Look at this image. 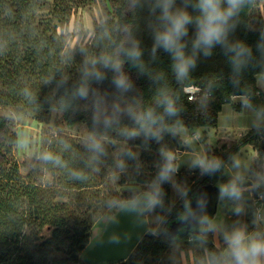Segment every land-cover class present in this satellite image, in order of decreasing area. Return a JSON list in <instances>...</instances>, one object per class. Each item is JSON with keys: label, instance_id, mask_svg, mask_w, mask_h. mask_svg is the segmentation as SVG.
<instances>
[{"label": "trees", "instance_id": "16d2710c", "mask_svg": "<svg viewBox=\"0 0 264 264\" xmlns=\"http://www.w3.org/2000/svg\"><path fill=\"white\" fill-rule=\"evenodd\" d=\"M89 1L0 0V264H85L83 255L93 237V218L121 202L139 201L138 193L120 192L119 187L125 185L129 174L138 183L149 182L145 172L158 181L164 163L160 155L142 151L136 157L133 149H127L118 164L115 147L109 145L111 139H128L132 148L147 147L146 141L151 139L150 148L159 152L161 147L155 144L158 133L178 127L217 128L223 106L235 97L247 98L264 116V92L257 85V76L264 75V27L252 25L258 0H244L229 21L223 45L214 46L208 56L197 51L195 67L182 79H177L169 53L157 48L153 54L155 33L163 28L156 0H125L113 19L99 28L90 51L77 48L75 57L67 55L66 31L71 18ZM195 3L176 0L174 7L187 6L195 18L199 15L192 7ZM194 38L195 26L189 25L182 41L188 55L193 54ZM133 44H138L142 53L137 63L125 54ZM237 45L247 50L239 57L231 50ZM102 56L121 62L131 81L129 90H118L113 84L115 74L100 64L96 68L104 74L102 80L85 77L86 67H92L89 62ZM81 86L89 89L86 98L77 95ZM192 94L194 98L189 100ZM169 100L175 115L165 111ZM148 112L153 114L154 124L138 119ZM20 116H30L39 124H49L54 116L58 125L70 130L85 125L89 135L101 139L98 142L103 150L96 152L88 143H75L67 137L60 145L50 141L51 145L41 149L39 162L23 175L15 157L19 141L15 117ZM133 131L147 138L130 136ZM171 139L168 151H175L181 139L172 135ZM247 145L258 149L252 166L253 173H258L264 165V125L232 147L225 145L220 169L201 173L191 189L181 191L184 200L180 204L169 206V179L160 182L162 204L153 211L157 217L167 214L166 226L157 233L148 232L127 261L109 264H161L180 238L193 237L185 243L199 244L200 230L192 229L175 239L169 227L188 213L189 202L201 187L235 182L223 170ZM46 155L52 158L45 159ZM114 175H119V183L112 182ZM197 176L186 179L178 173L177 179L183 187L185 181ZM237 185L241 198L225 196L222 202L226 211L233 205L243 216L228 222L234 227L241 218L247 232L264 233L252 208L253 197L264 196V188L252 180ZM247 187H252L251 191H242ZM201 239L210 264H225L215 244Z\"/></svg>", "mask_w": 264, "mask_h": 264}, {"label": "rangeland", "instance_id": "374dc122", "mask_svg": "<svg viewBox=\"0 0 264 264\" xmlns=\"http://www.w3.org/2000/svg\"><path fill=\"white\" fill-rule=\"evenodd\" d=\"M124 1L125 0H91L84 7L79 8L73 14L66 31L67 48L65 52L67 55L75 57L77 48L90 51L91 47L96 44V41H94L93 44L91 42L92 39L96 40L98 38L99 28L102 27L105 22L113 19L114 12ZM253 15V28L264 27V0H258ZM257 85L264 92V75L257 76ZM15 122L19 140L15 150V157L21 165V173L23 175H27L39 162L41 149L45 147L46 144L48 145L50 141H54L51 143L60 145L64 142L63 140L65 137H67L68 139H72L75 143L86 142L91 149L90 145L93 140H101L100 138L89 135L85 125H79L72 130L58 125L54 116L51 117L49 124H39V122L33 120L30 116L15 117ZM263 125L264 116L251 107L247 98L235 97L230 103L223 106L218 117L217 128L178 127L176 129L167 128L162 133H158L157 137L159 138H157L158 140L155 141V144H159L161 147L159 152H155V150L150 148L151 139H147L146 143L149 144L147 147H142L140 145L132 148L128 139L124 141L111 139L109 145L112 148L115 147L113 154L118 158V164H120L123 158L122 155L127 149H133L136 157L139 156L142 151L160 155L163 159L162 152L173 153L175 156L174 164L176 171L171 174L168 180L169 188L172 193V202H170L169 206L172 208L183 202L184 196L181 197V191L191 189L193 185L198 182V177H201V173H204L199 167L194 166L195 160L198 158L219 160L225 153L223 149L225 145L232 147L244 135L249 134L253 129L257 130L261 128ZM171 135L181 139L175 151H168L172 146ZM134 137L147 138V135L138 133ZM166 137L169 138V141ZM178 151L183 153L178 154ZM257 156L258 149L255 146L247 145L243 147L240 152L226 164L227 166H225L223 170L225 176L227 178H233L237 184H247L252 180L254 185L264 188V165L257 170L258 173H253L252 171V166L255 165ZM145 173L149 182L138 183L132 174H129L130 176L125 185L119 187L120 192L138 193L137 198H143L146 194L152 192L158 181L155 177L149 175L148 172ZM178 173L186 177V179L193 175L198 176L195 179L185 181L182 187L177 179ZM111 178L113 183H119L121 181L119 175H114ZM222 186L224 185L220 183L218 185L219 189ZM159 188L161 191L162 184L160 183ZM245 189L246 190L242 191H251L252 188L247 187ZM125 205H127L125 202L116 204L103 215L93 218V237H91L86 251L94 246L95 241L105 232L108 222L115 219V215ZM142 213L147 219L148 232L157 233L167 224V214L163 217H157L153 210L145 208H143ZM261 215L260 226L264 228V204L261 207ZM238 216L242 218L243 213H237L233 205H229L226 211L222 198H220L214 219L201 223L200 233L198 235H201L199 244L189 245L185 243L188 239L190 241L193 240V237H189L188 239L180 238L177 242L178 244L172 246L169 252L165 254L166 258H164L161 264H210V258L207 249L204 248V240L201 239L202 237L209 239L208 241L215 244V247L220 250V257L226 262L228 257L227 244L224 240V236L235 228H243L241 225V218L239 221H235L234 227L231 226L232 222H228V219L230 218V221H233V219L236 220ZM253 218H255V214H253ZM223 247H225L226 250L223 249Z\"/></svg>", "mask_w": 264, "mask_h": 264}, {"label": "clouds", "instance_id": "9594fccd", "mask_svg": "<svg viewBox=\"0 0 264 264\" xmlns=\"http://www.w3.org/2000/svg\"><path fill=\"white\" fill-rule=\"evenodd\" d=\"M176 0H156L155 7L160 9L159 19L163 24V28L157 31L154 36L153 54L157 48H162L169 53L173 59V68L177 79L187 76L189 70L195 67V54L202 51L205 56L211 54V50L216 45H223L228 33V25L230 19L236 14L244 0H196L192 5L199 15L195 18L187 11V6L176 8ZM195 26V38L192 42L193 54L185 53L186 45L183 38L188 35V26ZM232 51L236 56L243 55L247 50L242 45L234 46ZM126 56L133 63H137L141 58V50L138 44H133L127 51ZM91 69L86 67L85 77H94L96 80H102L104 74L101 73L96 65L100 64L106 69H110L115 75L113 84L118 90L127 91L131 88V81L122 70V64L119 60H114L109 56H102L99 59H93L89 62ZM77 95L80 98L88 96L89 89L85 86L77 88ZM165 111L168 115H175L176 109L169 100L166 102ZM138 119L147 120L155 123L156 120L151 112L145 113ZM108 123V121H105ZM135 131L130 136H135ZM153 135H156L153 133ZM159 138V137H157ZM90 147L101 152L102 145L93 140ZM164 163L158 174V183L154 190L146 194L144 198V208L154 210L158 205L162 204L161 191L159 183L167 181L171 174L176 171L174 164L175 156L171 152H162ZM50 155H46L45 159H51ZM194 166L199 167L202 172L210 173L218 171L221 162L216 159L209 160L207 158H198L194 161ZM241 189L235 182L220 188L221 198L227 196L233 200L241 198ZM138 201L133 199L130 201V207L126 210L135 211ZM237 213L241 211L236 209ZM224 240L227 244V257L225 264H264V233H249L243 228H235L231 232L225 234Z\"/></svg>", "mask_w": 264, "mask_h": 264}, {"label": "water", "instance_id": "95a60500", "mask_svg": "<svg viewBox=\"0 0 264 264\" xmlns=\"http://www.w3.org/2000/svg\"><path fill=\"white\" fill-rule=\"evenodd\" d=\"M144 198H140L135 211L126 210L130 203L118 211L115 219L108 222L103 235L83 255L84 263L124 262L131 257L148 233L147 219L142 213ZM220 198V189L215 184L201 187L190 200L188 213L169 227L171 237L176 239L192 229L200 230L202 222L213 220Z\"/></svg>", "mask_w": 264, "mask_h": 264}, {"label": "built area", "instance_id": "2783aa9c", "mask_svg": "<svg viewBox=\"0 0 264 264\" xmlns=\"http://www.w3.org/2000/svg\"><path fill=\"white\" fill-rule=\"evenodd\" d=\"M193 94L189 97V100H193ZM179 153H183L181 151H178V154ZM248 188H252V187H248ZM242 190H246L245 188H243ZM251 196H253L251 194ZM253 205H252V208L254 210V213H255V216H256V219L258 222H261V218H262V215H261V207L263 206L264 204V196L263 194H259L257 197H253Z\"/></svg>", "mask_w": 264, "mask_h": 264}]
</instances>
